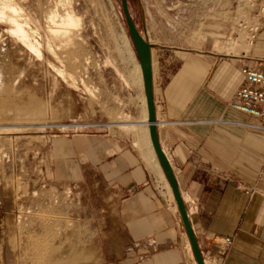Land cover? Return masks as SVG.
<instances>
[{"label":"rangeland","instance_id":"374dc122","mask_svg":"<svg viewBox=\"0 0 264 264\" xmlns=\"http://www.w3.org/2000/svg\"><path fill=\"white\" fill-rule=\"evenodd\" d=\"M10 5L40 55L0 19V264H106L99 221L107 189L82 182L78 150L93 121L117 132L134 120L133 91L145 90L122 1L0 0V10ZM242 6L129 0L142 36L171 47L208 41L227 55L252 49L234 37ZM66 15L79 24L67 28Z\"/></svg>","mask_w":264,"mask_h":264},{"label":"crops","instance_id":"0c3cea01","mask_svg":"<svg viewBox=\"0 0 264 264\" xmlns=\"http://www.w3.org/2000/svg\"><path fill=\"white\" fill-rule=\"evenodd\" d=\"M261 31L239 55L220 53L208 41L171 47L145 36L159 143L192 210L204 264H264V132L229 108L243 86L241 67L256 66L244 53L264 59V26ZM133 99L127 111L134 120L120 122L117 132L93 121L88 146L78 150L82 182L89 177L92 186L107 189L100 198L103 259L198 264L172 188L150 151L145 90H134Z\"/></svg>","mask_w":264,"mask_h":264},{"label":"built area","instance_id":"2783aa9c","mask_svg":"<svg viewBox=\"0 0 264 264\" xmlns=\"http://www.w3.org/2000/svg\"><path fill=\"white\" fill-rule=\"evenodd\" d=\"M242 3L244 17L238 22V32L234 37L236 40L245 38L253 45L263 28L261 21L264 18V0H242ZM244 54V58L253 61L256 66L241 67L243 86L234 95L229 108L247 115L249 121L246 125L251 129L264 132V59Z\"/></svg>","mask_w":264,"mask_h":264},{"label":"water","instance_id":"95a60500","mask_svg":"<svg viewBox=\"0 0 264 264\" xmlns=\"http://www.w3.org/2000/svg\"><path fill=\"white\" fill-rule=\"evenodd\" d=\"M122 1L123 14L125 15L127 29H129L132 43H134L137 57H139L140 68L143 76V86L145 89V97L147 100V110L149 114L148 118V128L150 129L151 143L158 161L165 172L166 178L169 185L172 188L174 199L177 202L178 210L182 216L184 228H186L189 242L193 249L194 256L196 257L198 264H204L203 256H201V251L199 249V243L197 242L194 228L189 218L187 212V207L180 187L177 183L174 171H172L171 164L168 157H166L161 144L158 139V129L156 126L157 117L155 114V100H154V86H153V57L152 49L150 43H148L144 36H142L140 30L136 27L132 15L129 11V0Z\"/></svg>","mask_w":264,"mask_h":264},{"label":"bare ground","instance_id":"6f19581e","mask_svg":"<svg viewBox=\"0 0 264 264\" xmlns=\"http://www.w3.org/2000/svg\"><path fill=\"white\" fill-rule=\"evenodd\" d=\"M4 8V7H3ZM8 9H9V13H6L5 11H4V9L2 10H0V19H5V20H7L8 22H10L11 24H12V26H13V28L10 30V36L13 38V39H17L18 41H21L22 43H24V44H26L25 46H28L27 48H29V49H31L33 52H35V53H37V55L39 54L40 55V52H39V50H37L36 49V46H34V45H32L31 43H30V34H29V32H26L25 31V29H24V27L20 24V22H19V19L16 17V12H18L17 11V8L16 7H12L11 5L10 6H8L7 7ZM6 8V9H7ZM11 13V14H10ZM17 15H18V13H17ZM57 16V15H56ZM56 16L55 15H53L52 17H54V18H56ZM54 18H52V20H55ZM53 22V21H52ZM55 23V22H54ZM63 24L67 27V28H71V27H75V26H77L78 24H79V19H77L75 16H68V15H66V19H64V21H63ZM59 28V27H58ZM67 34V33H66ZM248 42V41H247ZM251 41H249V47H251ZM229 50V49H228ZM38 57V56H37ZM58 59V58H57ZM10 71V70H9ZM8 71V72H9ZM140 72H141V68H140ZM61 73V72H60ZM142 73V72H141ZM3 76V75H2ZM71 76V75H70ZM69 77V76H68ZM0 78H2V77H0ZM4 78V77H3ZM2 78V79H3ZM12 79V78H11ZM73 81V80H72ZM13 82V81H12ZM142 82H143V76H142ZM6 85V83H4V82H2L1 81V83H0V88L2 87H4ZM1 88V89H2ZM1 98V97H0ZM3 98V97H2ZM7 98V97H6ZM5 99V98H4ZM4 99H3V102H4ZM15 103V102H14ZM6 104V103H5ZM145 104H146V102H145ZM146 107V106H145ZM23 110V109H22ZM10 111V110H9ZM13 111V110H12ZM31 113V112H30ZM12 114V113H11ZM18 114H16V116H17ZM146 115V114H145ZM16 116H13L12 118H15ZM8 117V116H7ZM2 118V117H1ZM146 118V117H145ZM18 118L16 117L15 118V120H17ZM1 120V119H0ZM9 121V120H8ZM11 121V120H10ZM145 121V120H144ZM16 122V121H15ZM17 123V122H16ZM119 123V122H118ZM126 123V122H125ZM124 123V124H125ZM14 125V124H13ZM134 125V124H133ZM147 125V124H146ZM128 126V125H127ZM130 126V125H129ZM126 127V126H125ZM15 129V128H14ZM127 129V128H126ZM148 129V128H147ZM6 130V129H5ZM148 132V131H147ZM146 132V133H147ZM149 134V133H148ZM148 137H149V135H148ZM148 139V138H147ZM147 141V140H146ZM149 142V141H148ZM150 143V142H149ZM138 144V143H137ZM140 145V144H139ZM149 146V145H148ZM139 147V146H138ZM142 149V148H141ZM150 149V148H149ZM140 150V149H139ZM150 151H152V156L154 157V159H155V161L158 163V159H157V157H156V155H155V152H154V150H153V147H152V144H151V150ZM150 154H151V152H150ZM161 176H163L162 174H160ZM164 179V178H163ZM164 182V181H163ZM166 182V181H165ZM168 184V183H167ZM168 186V185H167ZM188 214H189V218H190V221L192 222V218H193V213H192V210H189L188 211ZM69 256V255H68ZM50 261H51V259H50ZM51 262H53V261H51ZM53 264V263H52ZM55 264V263H54Z\"/></svg>","mask_w":264,"mask_h":264}]
</instances>
